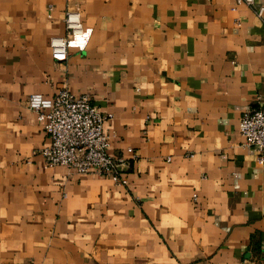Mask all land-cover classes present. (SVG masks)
<instances>
[{"label": "crops", "instance_id": "1", "mask_svg": "<svg viewBox=\"0 0 264 264\" xmlns=\"http://www.w3.org/2000/svg\"><path fill=\"white\" fill-rule=\"evenodd\" d=\"M263 2L0 0V264H264V163L237 132L264 106ZM66 9L92 33L54 63ZM61 88L111 116L126 186L43 165L27 98Z\"/></svg>", "mask_w": 264, "mask_h": 264}, {"label": "built area", "instance_id": "2", "mask_svg": "<svg viewBox=\"0 0 264 264\" xmlns=\"http://www.w3.org/2000/svg\"><path fill=\"white\" fill-rule=\"evenodd\" d=\"M234 4L251 8L254 3L253 0H234ZM263 12L264 2L255 13L260 17ZM63 27V36L48 41L50 59L54 63L65 62L69 50L83 52L92 33L90 28L82 26L76 10L64 11ZM26 105L42 123L49 141L48 146L37 151L45 167L58 166L76 174L108 179L117 186L127 185L122 169L127 167V162L107 154L110 138L102 130V122L111 116L101 114L86 95L75 96L61 88L51 100L30 95ZM237 132L242 138V147L251 149L256 161L264 163V106L245 110L239 118ZM126 152L132 153L129 149ZM195 199L192 195V200Z\"/></svg>", "mask_w": 264, "mask_h": 264}]
</instances>
